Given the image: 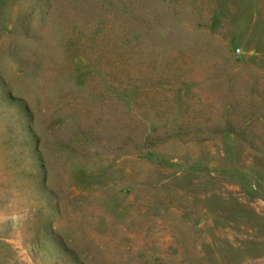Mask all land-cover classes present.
I'll return each mask as SVG.
<instances>
[{"label": "rangeland", "instance_id": "1", "mask_svg": "<svg viewBox=\"0 0 264 264\" xmlns=\"http://www.w3.org/2000/svg\"><path fill=\"white\" fill-rule=\"evenodd\" d=\"M0 264H264V0H0Z\"/></svg>", "mask_w": 264, "mask_h": 264}]
</instances>
